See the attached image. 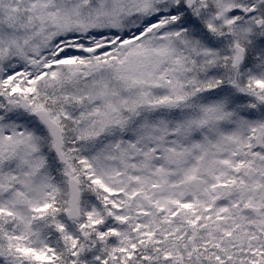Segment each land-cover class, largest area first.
<instances>
[{"label": "snow or ice", "instance_id": "snow-or-ice-1", "mask_svg": "<svg viewBox=\"0 0 264 264\" xmlns=\"http://www.w3.org/2000/svg\"><path fill=\"white\" fill-rule=\"evenodd\" d=\"M0 264H264V0H0Z\"/></svg>", "mask_w": 264, "mask_h": 264}]
</instances>
